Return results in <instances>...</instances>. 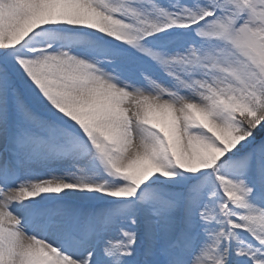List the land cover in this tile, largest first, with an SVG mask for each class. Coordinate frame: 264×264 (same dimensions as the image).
<instances>
[{
    "label": "snow or ice",
    "instance_id": "6c2138e0",
    "mask_svg": "<svg viewBox=\"0 0 264 264\" xmlns=\"http://www.w3.org/2000/svg\"><path fill=\"white\" fill-rule=\"evenodd\" d=\"M0 264H264V0H0Z\"/></svg>",
    "mask_w": 264,
    "mask_h": 264
}]
</instances>
